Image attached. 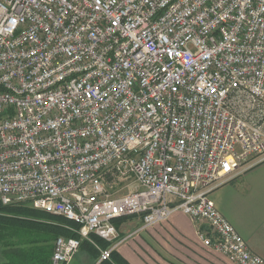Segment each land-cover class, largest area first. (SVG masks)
<instances>
[{
    "label": "built area",
    "instance_id": "1",
    "mask_svg": "<svg viewBox=\"0 0 264 264\" xmlns=\"http://www.w3.org/2000/svg\"><path fill=\"white\" fill-rule=\"evenodd\" d=\"M262 161L264 0H0V202L78 225L52 264L175 210L264 264L210 195Z\"/></svg>",
    "mask_w": 264,
    "mask_h": 264
},
{
    "label": "crops",
    "instance_id": "2",
    "mask_svg": "<svg viewBox=\"0 0 264 264\" xmlns=\"http://www.w3.org/2000/svg\"><path fill=\"white\" fill-rule=\"evenodd\" d=\"M210 195L251 250L264 257V161L218 184ZM115 225L119 236L114 242L91 233L67 264H232L199 238L197 229L211 232L210 227L182 210L147 228L141 215L119 218ZM49 240L53 254L54 244ZM110 247H114L111 258L102 261V250ZM5 257L2 254L0 264L7 261Z\"/></svg>",
    "mask_w": 264,
    "mask_h": 264
},
{
    "label": "trees",
    "instance_id": "3",
    "mask_svg": "<svg viewBox=\"0 0 264 264\" xmlns=\"http://www.w3.org/2000/svg\"><path fill=\"white\" fill-rule=\"evenodd\" d=\"M45 216H47L46 213L40 214L38 210L21 204L3 205L0 202V230H12L19 236L27 235L29 232L36 230L41 224L37 218ZM64 219L75 224L66 218ZM54 227L60 229L67 237H79L78 232H73L60 224H56ZM43 241L47 244L32 240V243H34L32 246L15 247L13 250L5 249L4 255L7 261L4 264H52V251L51 246L48 244L50 240L49 238H42Z\"/></svg>",
    "mask_w": 264,
    "mask_h": 264
},
{
    "label": "rangeland",
    "instance_id": "4",
    "mask_svg": "<svg viewBox=\"0 0 264 264\" xmlns=\"http://www.w3.org/2000/svg\"><path fill=\"white\" fill-rule=\"evenodd\" d=\"M118 187L120 189H124V192L130 190V187H126V184L124 183L120 184ZM21 205L38 210L40 214L46 213L47 216L38 217L37 219L40 220L41 224L36 230L29 232L27 235L19 236L12 230H0V257L2 254H4L5 249L13 250L15 247L32 246V244H34L32 243V240H35L41 244H47L44 241L42 242V238H49L51 239L52 244H54L57 237L66 235L65 233L61 232L60 229L54 227L56 224H60L61 226H64L73 232H77V224L75 225L71 222H67L64 218L55 216L54 214L46 212L43 209L36 208L30 203Z\"/></svg>",
    "mask_w": 264,
    "mask_h": 264
}]
</instances>
